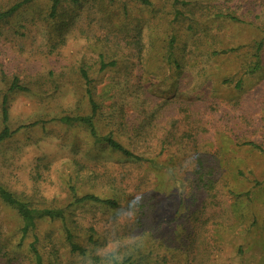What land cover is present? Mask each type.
<instances>
[{
    "label": "rangeland",
    "instance_id": "obj_1",
    "mask_svg": "<svg viewBox=\"0 0 264 264\" xmlns=\"http://www.w3.org/2000/svg\"><path fill=\"white\" fill-rule=\"evenodd\" d=\"M53 6L0 20V184L63 217L24 233L0 197V264H264V0ZM88 88L98 133L141 160L60 122L92 113Z\"/></svg>",
    "mask_w": 264,
    "mask_h": 264
},
{
    "label": "trees",
    "instance_id": "obj_2",
    "mask_svg": "<svg viewBox=\"0 0 264 264\" xmlns=\"http://www.w3.org/2000/svg\"><path fill=\"white\" fill-rule=\"evenodd\" d=\"M31 1L33 0H21L15 3L13 6L8 8L7 10L0 11V20H5L9 18L16 11H18L23 5ZM52 1L54 2L52 11L55 13L57 6L60 3V0H52ZM75 1H78V0H75ZM143 1L146 2V0H143ZM113 64H114L113 62H111L110 64L102 63L101 69H105L106 67L111 66ZM82 75L86 79L87 84L89 85L90 79H89L88 72L85 69H82ZM19 81H20L19 78H15L12 81L10 89L24 90L26 87L23 84H21ZM87 94L90 99L92 113L86 116L84 115L83 116H64L60 118V122L64 124H75V123L84 124L89 128L90 133L92 134V136L95 138L96 141L104 142L108 144L111 148H113L114 150L120 151L121 153H123L124 155L128 157H133L136 160H141L142 158L139 155L135 154L129 148L125 147L121 142L116 140L113 136L111 135L101 136L98 133L96 126H95V122H94V116L97 113L99 106L93 99L92 91L90 88H88ZM2 117H3L4 127L2 131L0 132V142L9 138L14 132L11 129V127L8 125L9 108H8V96L6 94L2 97ZM71 190L75 192V188H71ZM0 197L5 203L17 209V211L19 212V214L21 215L24 221V228H23L24 233L28 232L30 229L35 227L38 218H41L43 216H47L50 218L63 217L62 209L33 208L29 205V203L18 199L12 192L7 190L1 184H0ZM87 201L98 202V203H102V204H105L111 207L119 206V202L116 199L102 198L92 193L86 194L82 197H77L75 200L76 203L87 202ZM67 240L70 241L71 247L74 251H78L79 253H82V254L86 252L84 247H82L81 245L73 241V234L71 233L70 230H67ZM37 262L38 264L41 263V256L39 255V253H37Z\"/></svg>",
    "mask_w": 264,
    "mask_h": 264
}]
</instances>
